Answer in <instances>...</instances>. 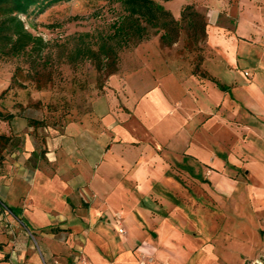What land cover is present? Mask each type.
I'll return each mask as SVG.
<instances>
[{
  "label": "crops",
  "instance_id": "1",
  "mask_svg": "<svg viewBox=\"0 0 264 264\" xmlns=\"http://www.w3.org/2000/svg\"><path fill=\"white\" fill-rule=\"evenodd\" d=\"M210 2L214 57L205 65L229 92L189 72L177 82L182 101L171 102L158 80L134 89L140 93L132 102L109 89L89 112L46 136L43 157L28 137L23 152L5 164L0 204L36 235L49 264H141L140 255L154 258L148 264H206L163 212L185 180L215 182L224 190L220 199L242 206L250 200L232 187L246 185L255 190L252 208L264 213V28L255 15L242 13V2L229 32L218 25L221 4ZM185 3L177 4L175 17ZM229 131L243 144L239 150L227 148ZM117 213L125 235L114 223ZM21 240L29 243L24 234Z\"/></svg>",
  "mask_w": 264,
  "mask_h": 264
},
{
  "label": "rangeland",
  "instance_id": "2",
  "mask_svg": "<svg viewBox=\"0 0 264 264\" xmlns=\"http://www.w3.org/2000/svg\"><path fill=\"white\" fill-rule=\"evenodd\" d=\"M180 1L185 3L174 0L164 2L163 6L170 8L174 15ZM204 2L192 4L206 15L209 25L211 2ZM217 2L221 4L218 25L229 32L236 26L242 11L238 5L242 2V13L255 15V20L264 28V0H215ZM184 5L186 3L182 7ZM37 11L23 20L29 32L46 43L42 56L0 58V112L14 116L0 120V134L12 136L16 145L5 153L0 174L7 162L13 161L12 153L19 149L23 152L28 137L35 140L38 156L43 157L46 136L59 132L67 123L89 112L92 101L101 93L104 95L107 89H111L119 100L130 98L132 102L140 93L134 89L158 80L171 93V102L182 101L177 82L184 79L186 72L192 74L194 57L204 56L205 69L208 59L214 57L209 38L198 52L180 55L184 48L182 41L172 48H162L159 36H154L152 29L148 30L149 39L125 44L120 37H114L115 24L127 15L118 0H71L41 14ZM107 46H115L118 50L117 72L110 77L106 76V71L97 70L96 57H93V54H100L103 64H111V59L100 52ZM31 120L37 122V127L29 124ZM233 135L228 132L226 146L239 150L243 144ZM219 145L218 149H222ZM26 162L33 166L36 159L30 158ZM231 173L233 178L239 175L236 169ZM194 185L185 180L183 187L176 188L174 202L163 204V212L171 214L174 225L197 246L194 255L206 264L264 263V213L252 208L251 197L255 190L242 184L232 187L234 194L250 200L242 206L229 199H220L224 190L215 182L206 186ZM236 209L242 211L235 215ZM22 234L27 236L28 244L21 242ZM35 236L7 209L0 208V244L3 245L0 264H34L33 260L38 264H49V258L38 246L37 242H41ZM27 248L30 250L25 253ZM153 259L146 255L139 257L140 262L146 264Z\"/></svg>",
  "mask_w": 264,
  "mask_h": 264
},
{
  "label": "trees",
  "instance_id": "3",
  "mask_svg": "<svg viewBox=\"0 0 264 264\" xmlns=\"http://www.w3.org/2000/svg\"><path fill=\"white\" fill-rule=\"evenodd\" d=\"M69 1L71 0H0V58H19L22 56L40 58L46 48V43L42 38L29 32L23 17L28 18L37 9L38 13H44L55 5ZM118 1L125 7L127 15L123 21L115 24L114 37H120L127 45L149 39L151 35L148 30L152 29L155 31L153 35L159 36L162 48H172L182 41L184 48L179 54L184 55V53L198 52L200 46L208 38L207 17L198 11L194 4L184 5L179 17H175L170 10L163 6L164 2L173 0H160L161 2L159 0ZM102 48L100 52L111 59V64H103L100 54H97L98 56L93 54V57H96L97 70L102 73L106 71V76L110 77L117 72L118 50L115 46ZM203 64L204 56L197 55L194 57L192 74L200 81H211L221 91L229 92V88L213 77L203 67ZM101 95L103 94L101 93ZM13 117V115H4L0 112V120L12 119ZM29 124L33 127L38 125L32 120L29 121ZM9 148H16L14 138L0 134V167H4L5 153L8 152ZM0 208L2 210L7 209L14 216H17L16 211L10 210L4 205L0 204ZM2 252L3 245L0 244V253Z\"/></svg>",
  "mask_w": 264,
  "mask_h": 264
},
{
  "label": "built area",
  "instance_id": "4",
  "mask_svg": "<svg viewBox=\"0 0 264 264\" xmlns=\"http://www.w3.org/2000/svg\"><path fill=\"white\" fill-rule=\"evenodd\" d=\"M246 76H248V74H246ZM115 218H116L115 223H116V225L118 227L119 233L121 235H125L126 232H125V229L122 228V221H121L120 214H115ZM141 264H146V262L145 261H142Z\"/></svg>",
  "mask_w": 264,
  "mask_h": 264
}]
</instances>
